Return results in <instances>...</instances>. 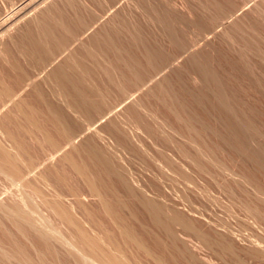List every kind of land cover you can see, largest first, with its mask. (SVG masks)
<instances>
[{"label": "bare ground", "instance_id": "6f19581e", "mask_svg": "<svg viewBox=\"0 0 264 264\" xmlns=\"http://www.w3.org/2000/svg\"><path fill=\"white\" fill-rule=\"evenodd\" d=\"M76 1L78 4V0ZM120 1L121 0H106L105 2H108L107 4H109L107 8L109 6L110 8H115ZM136 1L138 0H135V2ZM143 1L145 3L148 0ZM154 1L155 0L152 2ZM158 1L156 0V2ZM231 1L228 2L226 8L218 5H216L218 6L216 7L215 4H212L214 7L211 6L212 9L217 10L216 17L219 16L217 19H213H220L217 22L218 24L216 27L221 25L223 27L225 26L224 31L226 33H229L230 30L228 31L227 28L229 27H227L223 21L227 18L229 19V17H232L233 15L234 11H229L231 10L230 8H228L229 12H227V7L232 6ZM246 1L245 3H247ZM30 2V4L21 9V13H17L18 16H14L16 17L15 19L7 17L3 21L4 26L2 27V25H0V34L2 35L3 32H7L15 24H18L21 19H25L26 15H30L33 10H37L38 8L37 11L35 10L37 13L34 11L36 14H32L34 17H31L32 20H30L31 22L28 28L29 31L27 29V32H24V30L21 31V29H18V34H20L19 32L22 33L19 41H22V46L23 44L24 46L27 45V47L23 48L24 50L27 48L26 50L28 53L24 51L23 54H28L29 61H31L33 66L37 68V75L34 77H27V73L23 74L24 70L22 71L21 68L19 70L23 73L18 71V65L16 64L13 66V63L11 69H16L13 70V73L14 71L16 73L18 72V75L20 72L25 76H21L22 74H20L21 79L14 81V83H18V85H12L10 88L4 86V82V85L2 82L0 83L3 85H0V116H2L0 120V175L9 182L10 186H8V188L16 187V189L18 188L16 191L20 193L15 195L10 189L0 187V214L2 215V218L0 219V236L1 239L4 238L9 240L14 246V250L10 252L3 247V241L0 239L2 241H0V264H7L12 260L25 261L27 264H37L31 261L24 245L20 243L21 240L12 237V234L5 227V221L10 222L17 231L22 233V235L26 237L28 236L33 243L40 248V250H38L39 254H47L54 257L56 255L55 247L59 246L66 249L68 255L76 256L80 264H133L129 260L126 251L121 249L119 244H117L115 237L111 235L110 226L116 225L117 235L126 245L132 246L138 252L152 258L156 264H169L162 256L153 250V248L156 250L164 248L166 246L164 240L160 239L155 234H148L147 236L142 237L136 228L128 223L124 216V211L128 209V204L122 198L121 193L130 198L138 199L141 207L138 213L141 215L147 214L150 223L155 229L158 231H164L173 239L171 248L173 249L175 256L170 258V264H183L182 259L185 264H197L194 255L191 253L189 255L190 257L187 258L189 251L186 248L176 247V242L180 240L178 233L176 232L177 228H180L181 232L196 236L206 247L227 257L232 264H264V242L263 244L259 242L261 237H258V241L252 239L253 243L251 242V244L247 246L246 244L248 242L246 244L244 243L245 248H238L236 247L237 234L234 235L228 230V228H226L227 226L224 227V225H220L222 228L218 226L220 232L216 231L215 234L217 235H212L199 230L193 222L187 220L183 215L175 213L167 214L159 206L158 202L137 193L135 189V187L138 186L136 183L137 179L134 181L133 178L135 176L132 177L130 173L123 171L122 167L117 164L116 159L112 155V153H117H115V151L118 150L116 145L124 144L125 139L127 137L129 138L125 129H129L126 125L131 123V119L138 124H142L146 130L150 131V128L144 124L146 111L141 99L134 101L126 107L123 113L118 114L117 110L120 106L124 105L126 102L134 100V97L137 95L136 93L144 92L145 87H149L148 90L145 88V90H147V95H151L158 100L159 91L161 96H164L163 98L165 100L167 97H173L171 90H164L162 88L163 82L159 81L157 77L158 73L164 68V66L169 67L167 63L171 60L163 52L162 48L159 47L160 45L154 47L148 45L145 41L146 36L144 37L145 39L141 36L143 32L141 26L139 29H137L138 27L135 25L136 28L132 27L135 19L138 20L141 17L137 14L144 8L145 11L146 9L147 11L149 10V12L146 11L148 16H142L144 22L149 17L154 21L155 25L156 23L157 25L160 24L159 27L161 28H158L163 29L165 36H167V39L165 38L164 40H168L167 42H169L176 53L180 55L181 53L179 52L183 53L188 50V48L185 50L183 49V47L186 46L178 40L176 37L177 34L173 32L174 30H171V27L169 26L170 23H168L166 18L167 14L165 13V16L164 13L161 12L162 10H159L158 6H155L157 3H154V6H152L153 3L151 2L152 4L148 7L142 5L141 8L143 9H139L140 12L137 11L138 7L134 5L137 9L135 11L132 10L134 15L137 16L136 18H133L134 22H132L130 19L134 16L127 13V10L131 9L133 5L131 6V4L127 2L131 6L127 9L125 3H123L124 7H126V13L125 11L124 13L126 15L129 14L127 16L131 15L129 21H126V19L128 20V17L126 18L121 14L122 11L119 9L117 10L116 7V11H112L113 13L110 14L109 18L103 20L104 23L100 26L97 25L99 27L98 29L94 28L96 31L93 30L94 32L93 34H90V37L87 35L88 39L85 42L83 41L84 39L81 40L82 38L80 39L77 36L90 29L86 24V17L81 14L82 8L81 10L80 8L77 9L78 7L76 8V6H80L81 4L75 5L76 3L74 0H59V2H52V0H49L48 2L50 4H46L47 8H43L44 5L41 6L42 8H39V6L44 4L46 0H30ZM140 3L142 4V0ZM140 3L136 4L140 6ZM145 5H148V3ZM102 6H104V4ZM102 6L101 8H103ZM105 7L106 6H104V8ZM67 8H71L72 10V13L69 12L71 13L69 15L67 12L69 10ZM66 9L67 14H63ZM144 10L142 11L143 13L141 12V15L145 14ZM136 11L138 12L137 14H135ZM91 17L92 15H88V18ZM10 19L13 20L10 21ZM92 19H90L91 22H93ZM207 19L205 20L207 21ZM139 20L137 22L140 23ZM151 20L148 19L147 21L151 22ZM130 21L132 22L131 26L129 25ZM204 22L202 21L200 26H203ZM233 23V27L238 28L240 19L237 17ZM141 24H143V21ZM206 24H208V22H206L205 25ZM210 24L212 26L210 33L216 34V27H213L216 24H214V22L212 23V21ZM261 24L264 26V20H261L260 26ZM136 25L139 24L137 23ZM145 25L149 26L152 24L146 23ZM145 25L143 24L144 27ZM155 28H157V26H155ZM146 29L144 30V34L146 32H152V30L147 31ZM207 30H205V32ZM155 31H157V29ZM163 32L161 31L164 36ZM161 33H156L159 35H157L158 37H156L154 33V35L151 34L152 36L147 38L149 40L155 36L156 40H159ZM153 40L155 39L153 38ZM75 42H78L79 44H77L79 46ZM125 43L130 48L138 51L142 58L139 59L137 58L138 56H132L130 52L122 51L121 45ZM75 45H77V47H75ZM260 46L258 45V47ZM20 50L23 51L22 49ZM262 50L257 49V51L264 56V50ZM124 52L127 53L126 56ZM107 53L112 55L113 61L116 63L115 65H106L102 61V54ZM189 53L187 54L189 55ZM27 56L25 57L27 58ZM192 56L189 58L193 59ZM86 58L92 59L94 63L93 66L87 63ZM174 58H176V56ZM200 58L201 57H199V59ZM193 63L195 62H191V65H193ZM172 64L173 63L170 65ZM197 66L200 65L197 64ZM115 67L117 70H114ZM38 68H40V71ZM172 69L174 68L172 67ZM174 70L171 71L174 72ZM94 71L95 73L98 72L99 76L105 79V82L107 83L106 91L101 89L99 85L90 82L89 78ZM196 71H198V69ZM209 71L210 70H206L205 68L204 73L206 72V75L209 76L208 74L211 73H208ZM42 72L46 73V76L42 77L44 83L53 84V97L62 101V103L60 102L61 104L64 102V106L69 111L87 122L88 126L85 130L78 126L74 120L70 119V116L67 115L66 111L63 110L61 106L57 103L50 102V97L48 98V95L42 90V83L40 84V82L36 81L38 80L36 77ZM202 73L203 71L200 73L201 76ZM196 75L198 76L197 73ZM206 75L205 77H207ZM207 79H210L206 80L207 83H211L215 87L214 91L218 95L219 105L227 111V114L231 113V101L230 99L228 100L229 95L226 94L225 87L223 88V85H220L222 83L219 82L220 80H216V77H208ZM255 80L257 82L259 81V79ZM24 83L25 85H20ZM28 87L31 89V95L33 98L31 101L34 103H29L22 98L21 94ZM48 87L51 88L52 86ZM111 91L117 94V98L113 101L108 99V95ZM106 92L108 94H106ZM134 94L136 95L132 97ZM10 106H13V109L16 110V114H13L12 110H9ZM234 111L235 110H233V113ZM175 113L178 120L184 123L191 134L196 132L192 124L187 122L186 116V120H184L182 114L179 115L180 113L176 111ZM112 114L114 115L112 116ZM125 115H127V117H125ZM232 115L233 114L231 113V117L227 116L230 127H228L230 129L229 133L230 131H233V129L236 130L239 125L240 127H244L243 129H251L252 124L249 125L242 123L241 121V123L236 122ZM235 116H237V114ZM41 118H46L45 121L47 126H50L52 131L56 134V137L52 132L50 133L42 130L40 124ZM106 118L109 119L108 124L101 126L100 128H93L95 124L100 123L103 119L106 120ZM69 120L73 124H70ZM228 121H226V123ZM23 124H28L35 131L43 133L42 139L39 143L44 152L41 161L36 160V155L29 154L27 150H25V144L22 139L23 133H20ZM225 126L228 125L226 124ZM91 130L94 131L93 135L87 136L84 142L77 144V138ZM106 137H110L108 139H112V144H116H113V147L111 146L116 150L112 149V152H107L104 146V148L102 145L100 146L98 143L99 140L102 142L104 139H107ZM129 140L132 143L134 142V139L129 138ZM226 141L228 142L229 140L226 139ZM235 141L238 143V139H235ZM193 142L199 146V152H211L210 149H204L195 139H193ZM110 143L111 142H109V144ZM228 144L230 143L228 142ZM108 146L110 145H107V147ZM230 146H233V144ZM66 148H69L70 150L65 151ZM240 148L242 149L241 146ZM113 150L115 151L113 152ZM57 153L58 155L61 153V155L58 156V165L52 166L54 164L50 165L49 162ZM241 154L244 155L246 153ZM247 154V160L252 161L257 168L264 173V164L260 160L259 155L257 156L254 153L253 155L252 153ZM206 155L210 156V154L207 153ZM24 156L27 158L25 159ZM210 159L215 162L213 158L210 157ZM82 184H84V186ZM257 189L260 191V187H257ZM10 194L15 198L12 199L10 203L3 202L4 197ZM88 198H94L97 200V210L89 208L84 203V200ZM98 212L111 218L114 225L111 223L108 227L102 221L98 220ZM251 214L255 216L258 221H261V213L259 210H255ZM63 230L71 235V239L64 235L62 232ZM254 241L256 242L254 243ZM150 242L152 245H150Z\"/></svg>", "mask_w": 264, "mask_h": 264}, {"label": "rangeland", "instance_id": "374dc122", "mask_svg": "<svg viewBox=\"0 0 264 264\" xmlns=\"http://www.w3.org/2000/svg\"><path fill=\"white\" fill-rule=\"evenodd\" d=\"M48 1L49 0H46V2L41 4L39 8L43 5V8H47V3H49ZM53 1L59 2V0H52V2ZM74 1L76 3L75 5L81 4L80 6H76V8L78 7L77 9L80 8V10L82 8L81 11L84 12H81V14L86 17V24L91 29H88V31L86 30L87 32H84L85 34L80 33V35H77L80 39L82 38L81 40L84 39L83 41L86 42L88 39L87 37H90V34H93V32L96 31L94 28L98 29V26L104 23L103 20L108 19L110 14L113 13L112 11H116L117 7V10L119 9L122 11L121 14H123L126 18L128 17V20L126 19V21H129V18L132 15L134 17H131L130 20L134 22L133 18L140 15L141 17H138L140 19H138L140 23L137 22V19H135L132 27L137 26V29H139L141 26V30L143 31L141 36L143 39L146 38L145 41L148 45L150 47L160 45L159 47L162 48L163 52L171 60L170 62L168 61V63H173L172 65L167 63L170 68L168 66H164L157 76L159 81L163 82L162 88L164 90H171L173 97H167L165 100L163 98L164 96H161L159 91L158 100L151 95H147L146 91L149 87H145L147 90L144 88V92H138L136 93L137 95L134 94L132 97L135 95L137 96L134 97V100H132L133 98L131 97L132 99L130 100L132 101H129L130 103L126 102L117 110L118 114H121L125 111L127 106L134 101L141 99L146 111L144 124L150 128V131L146 130L142 124H138L131 119V123H129L131 125L128 124L129 127L126 125L129 129H125V131L129 135L130 139H134L133 143L130 142L127 137L122 145H116L113 143L118 148V150H116L115 148H112V139L109 140L108 138L110 137H106L108 139H106L107 141L105 139L102 142L99 140L98 143L100 146H104L107 152H112V149L116 150H113V152L115 151V153H117H112V155L116 159L117 164L122 167L123 171L130 173L132 177L135 176L133 178L134 181L135 179L138 181H136L138 186L135 187L137 193L158 202L159 206L167 214L175 213L183 215L187 220L193 222L199 230L212 235H217L215 234L216 231L220 232L218 229L221 227L220 225H224V227L227 226L226 228H228V230H230L234 235L237 234L236 247L238 248H245L244 243L246 244L248 242L246 244L247 246L251 244L253 240H257L260 237L259 242L263 244L264 173H262V171L257 168L252 161L247 160V153H252V155L254 153L257 155L259 152V158L264 164V56L257 51V49L264 50V26H262V24L260 26L261 20H264V0H157L158 2H156V0L154 2H152L153 0H150L153 4L149 0L145 3L142 0V4L140 3L141 0L136 2L135 0H121L115 8H110V6L107 8L109 4H107L108 2H105L106 0H97L98 5L96 0H78V4L76 0ZM229 1H231L232 6L227 7V12H234L232 17H229V19L227 18V21H223L227 27H229L227 28L228 31L230 30L229 33H226L224 31L225 26L223 27L221 25L216 27L218 24L217 22L220 19L214 20L219 16L216 17L217 10L212 9L211 6L214 7L212 4H215V6L218 5L226 8ZM245 1L247 3H245ZM127 2L131 4V6L133 5L131 9H129L131 6ZM30 3V0H0V16L5 15V19L7 17L15 19L16 17L14 16H18L17 13H21V9ZM123 3H125L127 9H129L127 10V13L131 14L130 16H127L129 14H125L126 7H124ZM136 3H140V6ZM147 3L148 5H145ZM154 3H157L155 6H158V9L162 10L161 12L164 13L165 16L167 14L166 18L168 23H170L169 26L171 27V30H174L173 32L177 34L176 37L178 40L186 46L183 47V49L185 50L188 48L189 51L186 50L187 52L185 51L183 53L179 52L181 53L179 55L174 50L173 46L167 42L168 40H164L165 38L167 39V36H165L163 29H159L161 28L159 27L160 24L157 25L155 22V25L154 21H152L149 17L148 19L151 20V22L147 21L148 19L146 20L147 22H144L143 17L148 16V13H146L147 9L145 11V8L143 9L141 6L143 5L148 7L150 4L154 6ZM103 4L106 6L105 8L102 6ZM134 5H136L138 9ZM101 6L103 8H101ZM121 6L124 7V10ZM228 8L231 10L228 11ZM67 9L63 14H67L68 12L69 15L72 13L71 8L68 9L69 11H67ZM132 9L134 11L137 9L138 12H140L139 9H143L145 14L141 15L142 10L140 13L136 11L135 14H138L134 15ZM35 10H33V12L30 11L31 14L29 12L30 15H26L25 19L23 18L24 21L21 19L19 23L17 22L18 24H15L16 26L14 25L10 28V31L8 30L9 32L7 31L5 33L3 32L2 35L0 34V83L2 82L3 84L4 82L5 85H3L9 88L12 85H18V83H14V81H18L21 79V76H25L23 74L27 73V77H34L37 75V68L33 66L27 56V48H25V50L23 48L27 47L26 42V46H24V44L22 46V41H19L22 33L19 32L21 35L18 34V29L27 32L31 22L30 20H32L34 15L37 13L36 11L38 8L36 11ZM34 11L36 13H34ZM147 12H149V10ZM88 15H92V17L88 18ZM234 16L240 19L238 28L233 27V22L236 19ZM13 19H10V21ZM90 19H92L93 22H91ZM205 19H207V21ZM142 21L144 25L146 23H151L152 25H145L144 27L143 24H141ZM202 21H205L204 25L200 26ZM211 21L216 24L213 26L216 27V34L210 33L212 30V26L210 24ZM132 22L130 21V26L132 25ZM136 22L139 25H136ZM206 22H208V24L205 25ZM1 25L2 27L4 26L3 22ZM155 26H157V28H155ZM145 29L147 31L152 30V32L154 29H157L158 32L154 30L153 34L150 31L149 33L146 32L145 35ZM205 30L207 31L205 32ZM161 31L164 33V36ZM159 32L161 33L160 39L156 40L155 36H159L156 33ZM154 33L155 36H153V38L155 40H153V38L148 40V38L154 35ZM75 43L77 44L78 42ZM77 45H75V47H77ZM258 45L261 46L258 47ZM121 49L122 51L130 52L132 56H138L137 58L139 59L142 58L138 51L130 48L126 43L121 45ZM24 51L27 53L23 54ZM126 52H124L125 56L127 54ZM187 53H189V55ZM190 55L193 59L189 58L191 57ZM25 56H27V58ZM175 56L176 58H174ZM199 57L201 58L199 59ZM86 59L87 63L93 66L94 63L92 59ZM101 59L106 65L116 64L110 53L102 54ZM192 60L195 62L193 65H191V62H193ZM16 64L18 65V71L22 72L24 70V73L22 72L23 74L19 72L17 75L18 72L16 73L15 71L13 73V70L16 69H11V67ZM197 64L201 67L197 66ZM171 66L175 70L172 69ZM20 68L22 71L19 70ZM205 68L206 70H210L208 73L211 72L213 75L210 73L208 74L209 76H207V71L204 73ZM38 69L40 71V68ZM197 69L198 71H196ZM114 70H117V68L115 67ZM171 70H174V72ZM201 71H203L202 76L200 74ZM42 73L37 76L38 78L36 77V79L40 81H36L40 82V84L42 83V90L46 95H48V98L50 97V102L57 103L61 106V108L66 111L67 115L70 116L69 118L74 120L78 126L85 130L88 126L87 122L82 120L78 115L69 111L64 106V102L61 104L62 101L53 97V84L44 83L42 77H45L46 73ZM20 74L22 75L20 76ZM205 75L207 77H205ZM208 77H216V80H220L219 82L222 83L220 85H223V88L225 87L226 94L229 95L228 100L230 99L231 101L229 102L231 103L230 106H232L231 113L233 114V118L236 122L241 121L242 123L249 125L252 124L251 129H243L244 127H240L239 125L236 130L233 129L234 133L233 131H230L229 133L230 127L227 116L231 117V113L228 112L229 114H227V111L219 105L218 95L214 91V85L207 83L206 81L210 80L207 79ZM102 78L99 76L98 72L95 73L94 71L92 72L89 80L91 83L99 85L101 89L106 91L107 83L105 82V79ZM202 79L206 83H204ZM255 79H259L260 82H257ZM20 85H25V83ZM48 86L52 87L50 88ZM106 94L108 93L106 92ZM21 95L27 102H33L31 101L33 98L29 87L26 88ZM116 98L117 94L111 91L108 95V99L113 101ZM9 110H12L13 114H16V110L13 109V106H10ZM233 110H235L234 113ZM175 111L180 113L179 115L182 114L184 120L187 119V122L192 124L193 128H195V133L191 134L188 131L184 123L178 120ZM114 114H112V116ZM234 114H237V116ZM1 117L2 116H0V120ZM125 117H127V115H125ZM45 120L46 118L40 119L42 130L50 133L52 132V134L56 137V134L52 131L50 126H47ZM226 121L228 122L226 123ZM69 122L70 124H73L70 120ZM108 123L109 119L106 118V120L103 119L100 123L95 124L93 128H100ZM226 124L228 126H225ZM93 130H91L92 132H86L87 134L84 133L85 135L82 134L83 136L80 135L77 138V144L84 142L87 136L93 135ZM20 133H23L22 139L25 144V150H27L29 154L36 155V160L41 161L44 152L39 143L42 139L43 133L35 131L28 124H23V128ZM193 139L199 142L204 149H210L211 152H199L200 148L193 142ZM226 139L229 140L228 142L230 144H228ZM235 139H238V143ZM109 142L111 143L109 144ZM105 144L110 146L107 147ZM232 144L233 146H230ZM69 150V148H66L65 151ZM246 150L250 151L247 152ZM206 153L210 154V156L206 155ZM241 153L246 154L242 155ZM60 155L61 153L59 155L57 153L55 156L56 159L54 157L51 160L52 163L50 161L49 164L57 166L59 160L58 156ZM210 157L213 158L215 162H213ZM24 158L26 159L27 157L24 156ZM82 185L84 186V184ZM8 186H10L9 182H7L0 175V187L10 189L15 195L20 194L16 191L18 188L16 189V187L13 186V188H8ZM257 187H260V191ZM121 196L128 204V209L124 211V216L128 223L133 225L142 237L147 236L148 234H155L160 239L164 240L166 243L164 248L159 250L153 248V250H155V252L162 256L170 264V258L175 256V253L171 248L173 239L164 231H158L155 229L150 223V219L147 214L141 215L138 213L141 208L138 199L130 198L122 193ZM14 198L15 197L10 194L4 197L3 202L10 203ZM84 203L89 208L97 210L96 199L88 198L84 200ZM255 210H259L261 213V221H258L256 217L251 214ZM97 215V219L102 221L106 226L113 223L111 218L106 217L102 213L98 212ZM1 218L2 215L0 214V219ZM4 223L7 230L12 234V237L19 238L21 240L20 243L24 245V248L28 252L32 262L37 264H80L76 256L68 255L66 249L59 246L55 247L56 255L54 257L47 254H39L38 250H40V248L35 245L28 236L26 237L22 235V233L17 231L10 222L5 221ZM116 228V225L110 226L111 230H109L111 235L115 237L117 240L116 242L119 244L121 249L126 251L129 260L133 264H156L152 258L145 256L144 254L138 252L134 247L126 245L125 242L121 241L117 235ZM62 232L66 237L71 239V235L68 232L65 230ZM176 232L178 233V237L180 239L176 242V247L186 248L189 251L187 258L190 257L189 255L191 253L194 255L197 264H232L227 257L222 256L218 252L206 247L196 236L181 232L180 228H177ZM1 240L2 245L6 250L10 252L14 250V246L9 240L4 238ZM255 242L256 241H254V243ZM150 245H152L151 242ZM182 261L183 264H185L183 259ZM7 264L27 263L25 261L12 260Z\"/></svg>", "mask_w": 264, "mask_h": 264}, {"label": "crops", "instance_id": "0c3cea01", "mask_svg": "<svg viewBox=\"0 0 264 264\" xmlns=\"http://www.w3.org/2000/svg\"><path fill=\"white\" fill-rule=\"evenodd\" d=\"M4 17H5V15H3V16L1 15V16H0V25H1L2 22L4 21V19H5Z\"/></svg>", "mask_w": 264, "mask_h": 264}]
</instances>
